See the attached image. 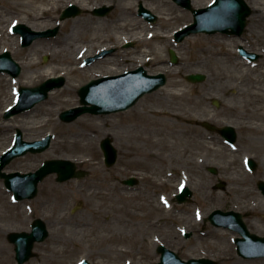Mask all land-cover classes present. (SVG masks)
I'll return each mask as SVG.
<instances>
[{
    "label": "rangeland",
    "instance_id": "374dc122",
    "mask_svg": "<svg viewBox=\"0 0 264 264\" xmlns=\"http://www.w3.org/2000/svg\"><path fill=\"white\" fill-rule=\"evenodd\" d=\"M80 1L81 5H77L83 10L81 14L61 20L62 11L70 4H76L74 0L69 2L65 0L67 3L59 11L58 18L53 22V25L47 26L49 20L45 19L43 20L44 25L39 30L59 26L60 29L56 36L72 31V33L74 32L73 40L76 42H73V44L79 46L84 44L83 36L99 25L100 34L103 36L112 35V42H107L98 51L81 55L79 49H74V51L71 49L65 50L55 55L53 50L44 48V45H38L29 52L28 46H22L21 37L18 38V34L8 32L10 22L20 14L13 13L11 0H0V33H3L0 39V52L9 50L4 49L5 44L16 46L17 50L20 51L19 54L12 53L13 58L22 66V72L19 76L26 75L27 68L24 65L27 59L32 58L40 63L39 66L55 67L58 71L54 76L64 75L67 79L66 84L70 83L71 79L67 70H71L73 67H78L84 76L96 71L98 65H101L97 62L101 59L87 66L84 62L86 58L97 55L103 49H113L112 53L106 57H110L114 63L109 66L117 68V71L114 74L104 72L95 78L121 74L140 65H143L150 73L165 72L168 76V82L163 87H167L172 82H178L176 89L186 92L188 100L184 102V109L193 119L184 122V125L194 128V132L191 133L193 138L189 135L185 137L178 136L177 141L179 142L184 138L185 146H190L193 149L189 147L190 151L185 152L183 151L185 146H179L176 150L170 148L160 150L167 157L165 164L156 162V159L154 160V157L148 151V158L151 160V165L154 166V170L151 172L153 180L143 178L145 174L147 175L146 170L133 161L134 157L127 154V151L133 149L137 143L131 133L128 135L127 128L119 121L117 116L129 111L141 99L155 91L145 94L134 106L127 110L109 114L85 113L81 115L75 121L81 117L97 119L96 122L101 130L88 134V137H79L74 132L86 131V126L73 124L76 123L75 121H63L59 116L63 110L81 105L78 89L93 78L86 77L82 81L76 80L75 88L69 96L75 103L63 107L59 114L52 112V122L41 128L36 125L45 114H40L38 111L32 113V115L37 114L36 118H28L26 127L20 126L22 120L27 119V113L34 108L15 114L8 119L4 117L6 108L13 104V87L11 82L6 80V84L2 87L3 96L0 98V136L2 142H4V147L0 148V156L3 151L13 144L18 128L23 131L26 140L41 139L49 133L53 134V140L49 149L41 153H27L15 158L6 166L5 171H35L46 159L67 158L75 161L78 169L86 170L87 175L83 178H71L60 182L57 180V174H49L40 183L39 192L35 198L19 202L13 200V193L5 187L3 179L0 178V264L8 259L13 264H18L15 246L8 240L7 235L12 231H30L32 220L38 217L43 218L48 223L50 235L45 241L35 243L34 252L36 255L23 264H31L32 261H35L36 264H44L51 258L59 264L58 260L61 256H63L61 260H65L64 263L66 264H78L81 256L87 250L89 251L87 260L91 264H126L127 262L155 264L160 261L161 254L157 251L160 244L176 251L185 260L207 257L217 260L219 264H234L235 260L264 264V257L246 258L237 253L235 238L240 236L238 232L229 228L216 227L208 220L209 214L215 209L236 210L244 214L248 227L252 232L264 235V216L262 212L264 194L258 187V182L264 180V118L260 120V117L250 116L258 108H262L261 111L264 113V0H246L251 5L253 13L249 17L248 26L241 36L221 32L215 34L197 33L187 36L182 42L175 41L174 33L191 23L193 14L189 9L178 5L173 0L166 3L163 0H133L132 2L128 0ZM195 1L193 6L201 8L207 6L212 0ZM140 2L158 15L157 21L149 22L139 14L138 6ZM104 5L113 6L112 11L104 16L96 15L94 10ZM167 11L173 14V19L168 23L163 19L164 12ZM25 15L27 16L23 13L20 17H25ZM67 20L70 22L66 26L65 21ZM134 20L141 21L140 30H131V24ZM29 24L32 23L29 22L27 25ZM30 27L35 29L33 26ZM150 33H162L165 36L168 35V37L157 36L154 39L144 41L124 40L125 37L131 36V34L147 38ZM171 34L173 36L172 40L169 38ZM56 36L39 39L48 41ZM196 37L200 38L201 41L191 43L190 39ZM127 41L133 42L134 45L126 47ZM240 46L258 53L261 58L259 57L260 59L255 62L245 59L239 53ZM170 48L176 49L179 55L178 64L170 62ZM218 49L225 50V54L216 59L217 57H213L212 52ZM229 54L232 55V58ZM45 56H48L47 61L44 60ZM71 59L74 60L73 64L70 63ZM247 69H251V71L247 72ZM196 72L206 74L207 80L191 83L185 79L187 74ZM0 75L6 79L4 72H0ZM47 78L49 76H43L30 84H27L26 79L22 78L23 83L20 86H36ZM163 87L161 88L163 89ZM51 92L49 97L40 103L48 101ZM163 92L165 91L163 90ZM213 99L219 100L221 107L215 106ZM159 101L167 105L173 104L166 93L162 94ZM155 104H158L157 100H150L143 106L148 107ZM54 107L57 108L58 105L56 104ZM210 117L213 119L210 120ZM202 121H209L219 126L234 125L238 130L236 144L234 146L229 145L218 132L202 126ZM4 126L9 128L5 131L2 128ZM249 126H260L262 131L256 132L250 129ZM129 129L133 130V127H129ZM198 132L203 135V138L206 136L210 140H217L218 146L221 148V151L209 154L210 160L206 166L203 164L198 166L195 163V158L204 154V151L194 149L201 140ZM106 137L112 139L119 155L117 162L110 167L105 164L104 152L100 146L101 141ZM78 140L93 145L92 150L97 155L104 173L107 175L117 173L118 175L114 178L108 176V180H95L89 163L84 161L88 157H85L74 148L68 149L65 146V142ZM139 145L153 151L158 150L153 148L150 143L145 145L140 142ZM246 155L258 163L255 172L250 171L247 167ZM210 167H216L218 172L216 174L210 172ZM155 168H163V171L158 172ZM50 177L53 178L55 186L52 191L45 187V182ZM130 177L137 178L138 181L135 185L124 183ZM164 178L167 179V184L162 187L156 186L154 181L160 182ZM182 179L188 181L193 195L191 201L179 203L176 194L180 191ZM114 186H118L122 194L125 192L128 194H143L142 203H144L146 209L144 211L139 210V212L156 213L155 206L160 203V194L168 195L171 197L170 203H168L171 215L157 227H151L149 224L136 219L128 223L114 220L111 216L112 213L116 217L123 216L121 208L124 203L115 195L109 200L97 196L103 191L113 192ZM61 189H74L75 191L72 195L63 198L58 191ZM94 191L95 195H91ZM95 209L105 211V219L110 220L106 225H101L102 232L105 230L106 234L126 235L130 239L132 238L133 242L120 246L107 242L102 245L95 244L94 248L91 247L93 245L88 234L91 226L97 222L93 213ZM201 216L204 218H201ZM194 217L197 218L198 223L191 225V220ZM84 220L90 221L92 225H80L79 221ZM58 229H63V233L67 238L66 243H51L52 234L55 232L58 235ZM186 233H191V236L186 237ZM153 238L159 239V243L155 245L152 242ZM122 248L133 252H118V249ZM48 249H57L59 256ZM43 255H47L48 258L43 259Z\"/></svg>",
    "mask_w": 264,
    "mask_h": 264
},
{
    "label": "bare ground",
    "instance_id": "6f19581e",
    "mask_svg": "<svg viewBox=\"0 0 264 264\" xmlns=\"http://www.w3.org/2000/svg\"><path fill=\"white\" fill-rule=\"evenodd\" d=\"M12 6L11 8L14 10L13 13H19L21 14H27L25 17L20 15L16 18H14L10 24L9 29L12 25L16 23H29L32 24L30 26H33L35 29L39 30L41 29V26L44 25L43 20L48 19L49 22L47 26H52L53 22L58 18L59 11L66 5L67 2L65 0H11ZM73 1V0H68ZM129 2H132L133 0H128ZM170 2V0H163V2ZM193 3H195V0H192ZM74 3L81 5L80 0H74ZM197 3H199L197 1ZM175 6V4H174ZM131 8V7H130ZM168 10V9H167ZM163 19L168 23L173 19V14L170 12H164ZM69 20L65 21V25L67 26L69 24ZM74 22V28H75ZM141 21H135L131 24V30L137 31L140 30ZM46 26V27H47ZM126 26V25H125ZM10 33V32H9ZM11 34V33H10ZM74 32L72 31L70 33H66L64 35L59 34L58 36L54 37L53 39H50L48 41H44L42 39L35 40L29 48V52H31L36 46L38 45H44V48L53 50L55 55H58L59 52H63L65 50H73L79 49L80 55L83 53H93L94 51H98V49L105 45L107 42H112V35L103 36L100 34V26L97 25L93 29L89 31L88 34L84 35L82 40L84 41V44L74 46L73 40L74 38ZM3 33H0V39L2 38ZM157 36H165L162 33H150L147 38H143L140 36L132 35L127 36L124 38V40H139L144 41L147 39H154ZM165 37H168L166 35ZM172 34L169 35V38L172 40ZM19 38V35H18ZM116 38V37H115ZM117 39V38H116ZM118 40V39H117ZM201 41L200 38H192L190 39L191 43H197ZM76 43V42H75ZM4 49H9L10 52L14 54H19L20 51L17 50L16 46H13L11 44H5ZM50 53V52H48ZM225 54V50L218 49L212 52L213 57H217L216 59L221 58ZM230 58H232V55L229 54ZM100 59V58H99ZM70 63L73 64L74 60H70ZM98 65L97 70L94 72H91L87 74V76H84V74L79 70L78 67H73L71 70H67V73L71 76L70 83H67L62 88L58 90H54L51 92V96L48 101H44L32 109L29 113H27L26 118L22 120L21 127H26L28 123V118L30 117H37V114L32 115L33 112L38 111L40 114H45V116L38 122L36 125L38 128L44 127L48 125L50 122H52V112L54 114H59L63 107H66L70 104L75 103L69 96L72 94V90L75 88V81L76 80H84L86 77L95 78L98 75H102L104 72H109L111 74L116 73L117 68L110 67L109 65L114 64L110 57L104 56L97 62ZM40 63L38 61L33 60L32 58L27 59V62L25 63L26 75H21L19 77L13 78L10 77L7 73H5L6 79H4L0 75V98L3 96L2 87L6 84V80H9L11 82V86L13 87V100L14 102L17 97V88L23 83L22 78H25V82L27 84L35 82L37 79L43 77V76H54L57 73V69L55 67H42L39 66ZM251 69H247V72H250ZM248 74V73H246ZM178 82H172L170 85H167V87L161 88L159 91H155L154 93L147 95L141 101H139L134 107H132L129 111H126L120 115H118L119 121L127 128L128 135H132V137L135 139V142L137 143L133 149L128 150L127 154L130 157H134L133 161L141 166L144 170H146L147 175L145 174L143 178L153 180L152 171L154 170V166L151 165L150 159L148 158L147 152L150 151L152 156L154 157V160L156 162H160L165 164L164 162L167 160L166 155L163 154L162 149H172L176 150L179 146L184 147L185 141L184 138H182L179 142L177 141L178 136L185 137V136H191V133L194 132V128L192 126H186L184 125V122H187L189 120H192L193 117L187 113L184 109V102L188 100L186 92L179 91L176 89V86L178 85ZM165 88V89H164ZM163 90L165 92H163ZM167 94L171 100L172 105L165 104L163 102H160L159 99L162 97V94ZM150 100H157L158 104H155L153 106H143L146 102ZM201 103V102H200ZM58 105L57 108H55V105ZM49 106L48 108H46ZM262 108L256 109L254 112L251 113V117H260L259 119L262 120L264 118V113L261 111ZM32 116H31V115ZM210 120L213 118L210 117ZM97 119H87L86 117H81L76 123L73 124H83L86 126V131L83 132H74L79 137H88V134H92V132H98L100 131L99 124L96 122ZM180 122V123H179ZM129 127H133V130H130ZM5 131L9 128L8 126L2 127ZM250 129H253L256 132H261L262 129L260 126H249ZM1 129V128H0ZM72 133V132H71ZM104 133V131H102ZM86 134V135H85ZM111 134V133H110ZM198 136L200 137V141L196 145L197 151H204V154L202 156L196 157V164L199 165H208L209 163V154L212 152H219L221 151V148L218 146L217 140H210L209 137L204 136L201 133L198 132ZM192 137V136H191ZM193 138V137H192ZM2 138L0 136V148L4 147V142H2ZM147 144L150 143V145H153V148H157L158 150H152L148 149L147 147H143L139 145V143ZM217 145V147H216ZM65 146L68 147V149L74 148L81 154H83L86 158L84 161L88 162L93 174L96 179H103L108 180L109 177L114 178L118 174H112L107 175L104 173L102 167L100 166L98 162L97 155L92 150L93 145L89 143H83L82 141H74V142H65ZM190 147V146H189ZM184 147L183 151L189 152L190 148L192 147ZM193 149V148H192ZM199 153V152H198ZM196 153V154H198ZM82 155V156H83ZM249 155V154H248ZM246 155L245 157H248ZM69 158V157H68ZM158 172L163 171V168H155ZM149 173V174H148ZM109 176V177H108ZM156 186L162 187L167 184V179L164 178L162 181L158 182L157 180L154 181ZM181 186L186 185L188 187L189 183L186 180L181 181ZM89 185V184H88ZM45 187H48L50 191L53 190L54 181L53 178L50 177L45 182ZM127 190V189H124ZM60 195L63 198H66L74 193V189L72 190H58ZM91 195H95V191L91 193ZM116 196L122 201L124 204L121 208V211H123L122 217H116L112 213V218L119 222H132L133 219H136L141 222H145L149 224L151 227H157L160 223L165 221L169 215H171V210L168 207V203H170L171 197L168 195L161 193L160 195V203H158L155 206L156 213L153 212H139V210L144 211L146 209L144 203H142L143 200V194H128V193H120V189L118 186L113 187V192L107 193L106 191L100 192L97 194V196L101 197L102 199L105 198L107 200L112 199L113 196ZM256 197V196H255ZM163 204V205H162ZM151 205V204H149ZM257 206V205H255ZM254 206V207H255ZM168 212V214H167ZM263 216H264V208L262 209ZM95 217L97 219V222H95L93 225L90 221L84 220L79 221L80 225H92L91 230L89 232V237L91 239V244L94 248L96 245H102L104 243H111L114 245H122L127 244L129 242H133L132 238L126 236V235H120V234H106L105 230L102 232L101 225H106L107 221L105 219L106 212L101 211L99 209H95L94 212ZM201 218H204L201 216ZM197 218L194 217L193 220H191V225H196L198 222L196 220ZM59 234L56 235L55 232L52 234V241L51 243H66L67 238L63 233V229H58ZM152 242L156 245L159 243V239L153 238ZM51 252L55 254H59V251L57 249H48ZM118 252H124V253H131L133 251L128 249H118ZM59 256V255H58ZM63 256L60 257L58 260L59 264H66L64 263L65 260H61ZM48 258L47 255H43V259ZM89 258V251L85 252L84 255L81 256L80 260H87ZM2 264H13L11 260H4L1 262ZM31 264H36L35 261H32ZM44 264H57V261H55L53 258H51L49 261L47 260ZM234 264H259L257 262H248V261H242V260H235ZM262 264V263H261Z\"/></svg>",
    "mask_w": 264,
    "mask_h": 264
},
{
    "label": "water",
    "instance_id": "95a60500",
    "mask_svg": "<svg viewBox=\"0 0 264 264\" xmlns=\"http://www.w3.org/2000/svg\"><path fill=\"white\" fill-rule=\"evenodd\" d=\"M178 4L190 9L194 15V22L176 33V40L182 41L187 35L198 32L209 34L219 31L228 34L241 35L247 25V18L251 15L252 9L246 0H215L209 6L204 8H194L191 0H175ZM111 10V7H101L95 10V13L104 15ZM139 12L150 21H156L157 15L141 3ZM81 13L77 5H71L64 10L61 18L76 16ZM59 28L48 29L45 31H36L25 24H19L14 27V31L20 33L23 39V45L31 44L36 38L44 36H54ZM172 63H178L179 58L173 48L170 50ZM241 53L247 58L255 60L259 55L253 52H247L242 46ZM110 51H104L101 55H106ZM99 57V56H98ZM47 58H45L46 60ZM94 58H90L91 62ZM0 71H8L13 76L21 72V66L13 59L9 51L0 54ZM203 73L188 74L186 79L191 82H202L206 79ZM65 77H51L35 87H21L20 101L11 110L6 113V117L12 114L25 111L32 108L38 102L46 99L49 91L65 84ZM167 76L165 73L149 74L144 67L127 72L119 76H107L97 80H91L88 84L79 89L81 96V106H77L61 113V118L65 121H73L80 115L91 113H111L128 109L133 106L139 98L145 93L152 92L160 86L166 84ZM218 107L220 103L214 100ZM203 125L211 130L220 132L229 143L233 144L237 140V131L234 126L226 125L217 127L209 122H203ZM52 135H48L43 140L26 141L23 139V133L18 130L16 144L1 157L0 176L5 179V183L10 190L15 192V197L19 200L34 198L38 193V184L48 174L57 172L59 181H66L73 177H83L86 175L84 170H78L76 164L67 159L46 160L44 164L35 172L22 173L20 171L6 173L3 168L15 157L26 154L27 152H42L46 150L51 143ZM101 147L105 153V162L107 166H112L117 160V149L113 146L111 138L102 140ZM249 165L255 170L257 163L250 159ZM211 172L217 173V169L210 168ZM126 183H136L135 178L126 180ZM259 188L264 193V181L259 182ZM192 196L191 190L186 187L182 193L177 196L179 202L188 201ZM209 220L216 226H227L241 233L243 237L237 238L239 254L245 257L264 256V236L252 233L243 219V214L231 211H222L217 209L213 211ZM31 232H11L8 237L14 242L16 247V258L19 264H22L34 256L33 247L36 241L45 240L49 231L46 222L37 218L32 223ZM191 233L187 234V237ZM158 251L162 254L161 261L156 264H217L218 262L210 258H191L183 260L175 251L160 245ZM83 264H90L88 261Z\"/></svg>",
    "mask_w": 264,
    "mask_h": 264
}]
</instances>
